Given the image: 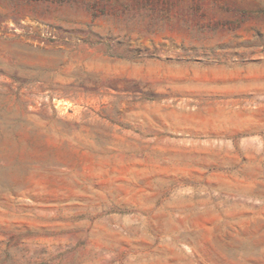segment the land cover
<instances>
[{
    "label": "rangeland",
    "instance_id": "rangeland-1",
    "mask_svg": "<svg viewBox=\"0 0 264 264\" xmlns=\"http://www.w3.org/2000/svg\"><path fill=\"white\" fill-rule=\"evenodd\" d=\"M0 264H264V0H0Z\"/></svg>",
    "mask_w": 264,
    "mask_h": 264
}]
</instances>
